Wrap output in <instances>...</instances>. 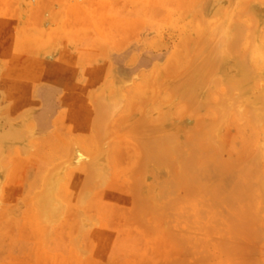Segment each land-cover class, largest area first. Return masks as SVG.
Wrapping results in <instances>:
<instances>
[{
  "label": "rangeland",
  "instance_id": "rangeland-1",
  "mask_svg": "<svg viewBox=\"0 0 264 264\" xmlns=\"http://www.w3.org/2000/svg\"><path fill=\"white\" fill-rule=\"evenodd\" d=\"M0 264H264V0H0Z\"/></svg>",
  "mask_w": 264,
  "mask_h": 264
},
{
  "label": "crops",
  "instance_id": "crops-1",
  "mask_svg": "<svg viewBox=\"0 0 264 264\" xmlns=\"http://www.w3.org/2000/svg\"><path fill=\"white\" fill-rule=\"evenodd\" d=\"M48 101H49V98L42 99V102H41L42 106L40 107L38 113L36 114V116L34 118V125L40 133H47L49 131V128L51 127V132H49L48 134H40L39 133V135L45 136V140L41 141L44 144L43 147L45 148V146H46L47 149H50L51 144H52L51 143L52 140L50 139V134L52 133V131L55 127L56 110L53 109V105H52L51 111H50V109L47 107ZM47 135H49V136L46 137ZM46 165H47L46 169L50 170L52 165H55V157L54 156H51V157L48 156V159L46 161Z\"/></svg>",
  "mask_w": 264,
  "mask_h": 264
},
{
  "label": "bare ground",
  "instance_id": "bare-ground-1",
  "mask_svg": "<svg viewBox=\"0 0 264 264\" xmlns=\"http://www.w3.org/2000/svg\"><path fill=\"white\" fill-rule=\"evenodd\" d=\"M50 228V227H49Z\"/></svg>",
  "mask_w": 264,
  "mask_h": 264
}]
</instances>
